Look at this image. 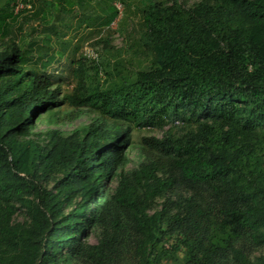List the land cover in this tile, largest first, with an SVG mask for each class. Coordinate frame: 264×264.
Here are the masks:
<instances>
[{"label":"trees","instance_id":"1","mask_svg":"<svg viewBox=\"0 0 264 264\" xmlns=\"http://www.w3.org/2000/svg\"><path fill=\"white\" fill-rule=\"evenodd\" d=\"M15 1L0 7L3 36ZM137 14L133 56L144 62L108 63L102 78L100 56L81 55L64 94L15 42L0 51V264H58L64 251L76 264H112L122 252L131 264H252L264 249V0H153ZM56 103L98 119L66 135L33 134ZM172 120L197 132L141 138L158 158L104 188L131 127ZM138 188L144 199L170 198L148 215ZM21 212L26 220L15 222ZM97 225L118 234L86 245L85 227ZM172 237V250L162 248Z\"/></svg>","mask_w":264,"mask_h":264},{"label":"rangeland","instance_id":"2","mask_svg":"<svg viewBox=\"0 0 264 264\" xmlns=\"http://www.w3.org/2000/svg\"><path fill=\"white\" fill-rule=\"evenodd\" d=\"M3 1L0 0V7L4 6ZM163 1H166V5L172 2V0ZM199 1L178 0L186 6L194 5ZM151 2L153 0H16L10 5V11L17 13L18 17L13 25L12 20L9 21V25L13 26L8 29L9 33L4 36L0 33V51L15 42L27 55L35 58L42 57L41 62L48 65L45 70L47 76L53 82V86L60 87L64 94L72 86V64L80 60L81 55L89 56V49L100 48L99 64L103 68L102 78L107 76L105 69L108 63H115L118 68L125 67L133 61L144 62L147 56L139 57L140 59L133 56L134 52H140L136 48L141 49L135 44L141 35L139 23L142 21V16L137 13L141 11L143 5L149 6ZM114 8L117 13L107 24L115 12ZM106 39H109L110 43L104 48L101 40ZM52 107L36 121L35 128L31 130L33 134L58 129L66 135L74 129L82 130L97 119L95 115L76 111L66 105L56 103L52 104ZM166 132L183 136L195 134L197 129L191 123L176 120L168 122L163 127L132 126L128 134L129 142L124 151V162L120 165L117 174L107 181L104 188L110 192L115 190L119 171L132 172L156 160L158 154L147 148L141 138L161 139ZM42 139L41 136L39 140L43 142L44 139ZM156 175L162 176L163 172L158 170ZM46 187L50 189L52 184ZM138 193L144 200L148 215L159 211L162 204L170 198L167 192L158 193L148 199H144V191L141 188H138ZM182 194L186 195V193ZM21 213L13 217L15 222L26 220V216ZM120 222H123V219H120ZM114 234H118V229L112 225L85 227L83 242L86 245H96L100 241L112 238ZM175 241V237L170 238L162 244V248L172 250ZM177 256L182 257L181 249L177 251ZM170 260L172 259L167 257L164 260L165 264H171ZM250 260L252 264L264 263V249L255 250L250 255ZM58 261V264H76L75 259L65 251L59 254ZM111 262L112 264H131L130 255L127 252L118 253Z\"/></svg>","mask_w":264,"mask_h":264},{"label":"built area","instance_id":"3","mask_svg":"<svg viewBox=\"0 0 264 264\" xmlns=\"http://www.w3.org/2000/svg\"><path fill=\"white\" fill-rule=\"evenodd\" d=\"M89 56H85L87 59H91V60H97L98 59V55L97 52L95 51L94 48L89 49Z\"/></svg>","mask_w":264,"mask_h":264},{"label":"clouds","instance_id":"4","mask_svg":"<svg viewBox=\"0 0 264 264\" xmlns=\"http://www.w3.org/2000/svg\"><path fill=\"white\" fill-rule=\"evenodd\" d=\"M95 45H96V44H95ZM95 51L97 52V55H98V59H97V60H99V56L101 55L100 52H99V51H100V48H99V49L96 48ZM33 58H35V57H33ZM38 58L42 59V57H38ZM40 59H39V60H40ZM44 64H45V63H44ZM45 67H46V65H45ZM45 70H46V68H45ZM74 110H75V109H74ZM76 111H83V112H87V113H89V114H92V113L88 112L86 109H80V110H76ZM92 115H94V114H92ZM95 116H97V115H95ZM97 119H98V117H97ZM97 119H95L93 122L97 121ZM93 122H91V123H93ZM91 123H90V124H91ZM88 125H89V124H88Z\"/></svg>","mask_w":264,"mask_h":264},{"label":"crops","instance_id":"5","mask_svg":"<svg viewBox=\"0 0 264 264\" xmlns=\"http://www.w3.org/2000/svg\"><path fill=\"white\" fill-rule=\"evenodd\" d=\"M38 59H40V58H38ZM40 61H42V59H40ZM42 63H43V62H42ZM45 65H46V67H45V68H47V66H48V65H47L46 63H45Z\"/></svg>","mask_w":264,"mask_h":264}]
</instances>
